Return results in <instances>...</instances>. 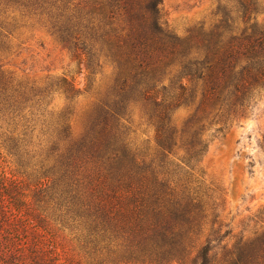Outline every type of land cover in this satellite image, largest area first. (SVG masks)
Wrapping results in <instances>:
<instances>
[{
	"label": "trees",
	"instance_id": "trees-1",
	"mask_svg": "<svg viewBox=\"0 0 264 264\" xmlns=\"http://www.w3.org/2000/svg\"><path fill=\"white\" fill-rule=\"evenodd\" d=\"M86 1L90 10L85 17L104 14L123 22L121 50L127 46L129 55L138 53L152 71L157 65L166 71L179 60V71L168 86L157 84L160 79L154 76L157 85L140 82L141 99L149 107L146 124L154 138L136 150L123 137L127 105L111 110L103 104L88 121L87 132L75 138L72 111L50 108L54 95L72 100V84L61 77L42 90L27 89L0 60V264H154L161 255H170L177 230L188 227L199 210L190 181L175 172L192 169L206 152L207 145L196 139L202 130L196 116L208 99L217 100L227 71L234 73L235 54L250 50L264 59V31L251 18L252 0H239L242 28L231 20L236 32L227 35L234 43L211 60L206 54L191 58V50L179 51L184 41L166 30L162 0ZM7 18L11 21L0 26V53L9 50V37L21 29L15 16ZM56 32L64 41H79V33L69 28ZM196 81L203 85L199 98L193 89ZM182 105L196 109L179 129L170 117ZM237 106H229L228 112ZM180 150L187 159L176 158ZM209 252L205 241L186 257L194 254L193 261L209 264Z\"/></svg>",
	"mask_w": 264,
	"mask_h": 264
},
{
	"label": "rangeland",
	"instance_id": "rangeland-1",
	"mask_svg": "<svg viewBox=\"0 0 264 264\" xmlns=\"http://www.w3.org/2000/svg\"><path fill=\"white\" fill-rule=\"evenodd\" d=\"M67 1H1L0 11L6 8V13L0 12V26L4 28L11 21L8 16H15V23L21 27L9 37V50L0 53L4 69L27 89L42 90L65 77L76 95L72 100L54 95L50 108L59 113L72 111L70 131L75 138L87 132L88 121L103 104L111 110L127 105L122 120L123 137L136 150L144 149L142 146L148 139L152 141L154 132L146 124L149 107L141 99L140 82L156 84L153 79L159 78L157 84L168 86L170 79L178 74L179 60L166 71L162 65H157L154 71L146 68L138 53L129 55L127 46L120 49L121 34L126 33L122 31L123 22L106 19L104 14L90 13L85 17L90 10L86 7L88 1L85 4L77 0L66 5ZM252 1L253 5L247 2L251 18L256 17L260 30L264 31V0ZM239 2L162 0L160 10L166 30L184 41V48L179 51L191 50L194 54L191 58L206 54L211 60L213 54L234 43L227 35L235 31L233 25L242 28ZM91 17L92 24L88 23ZM61 27L79 33V41H64L56 32ZM261 55L250 50L235 54L231 63L234 73L228 70L224 82L218 85L217 100L208 99L197 114L202 130L196 139L207 145L206 152L192 169L175 172L184 182L190 181L187 185L197 193L195 203L199 210L188 227L177 230L172 243L174 251L161 255L154 264H198L197 260L193 261L194 254L186 256L205 241L210 248L209 264H264V76H260L264 73L260 67L264 66V59ZM202 87L201 81L193 83L197 98ZM232 105L238 106L230 114L228 109ZM195 109L180 106L172 112L171 122L179 129L184 127ZM216 129L222 132L216 135ZM189 133L193 134L191 130ZM187 157L180 150L176 158ZM187 232L190 234L184 237ZM183 249L185 258L181 256Z\"/></svg>",
	"mask_w": 264,
	"mask_h": 264
}]
</instances>
